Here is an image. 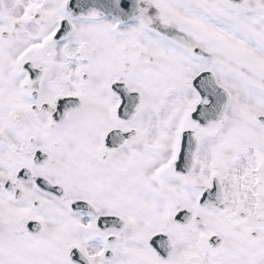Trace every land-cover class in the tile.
<instances>
[{"label": "snow or ice", "instance_id": "1", "mask_svg": "<svg viewBox=\"0 0 264 264\" xmlns=\"http://www.w3.org/2000/svg\"><path fill=\"white\" fill-rule=\"evenodd\" d=\"M0 264H264V0H0Z\"/></svg>", "mask_w": 264, "mask_h": 264}]
</instances>
